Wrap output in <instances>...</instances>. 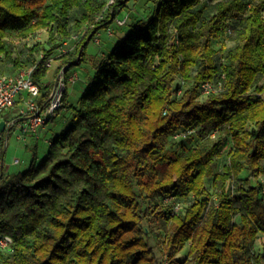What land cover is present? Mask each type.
Here are the masks:
<instances>
[{
	"label": "trees",
	"instance_id": "16d2710c",
	"mask_svg": "<svg viewBox=\"0 0 264 264\" xmlns=\"http://www.w3.org/2000/svg\"><path fill=\"white\" fill-rule=\"evenodd\" d=\"M107 2L0 0V75L34 66L44 106L47 60L86 28L57 72L80 62L112 24L110 13L96 19ZM126 26L37 165L34 154L27 170L8 174L0 148V234L13 239L0 264H160L149 243L154 228L164 264H264V239L256 250L264 237V0H157L151 17ZM49 27L59 44L14 56L11 34ZM227 37L235 44L220 63ZM205 83L216 91L203 94ZM65 100L66 91L47 123ZM223 153L227 162L215 172Z\"/></svg>",
	"mask_w": 264,
	"mask_h": 264
},
{
	"label": "rangeland",
	"instance_id": "374dc122",
	"mask_svg": "<svg viewBox=\"0 0 264 264\" xmlns=\"http://www.w3.org/2000/svg\"><path fill=\"white\" fill-rule=\"evenodd\" d=\"M157 0H129L124 7L121 8L119 12L116 13L117 19H123L124 17H128L130 21H140L146 20L147 18L151 17L153 14L154 9L156 8ZM127 28V26L119 27L115 23L111 24V31L115 34L112 37H107V33L104 30H100L101 33L99 36V44H96L92 39L86 45L84 49V56L83 59L78 62V58L74 59L75 62L71 65L70 69L67 72V76L71 74H75L76 78L73 82H67L66 85V94H67V104L68 106L77 107L78 101L80 96L82 95V91L88 84V82L92 79L95 73V63L96 59L98 58L99 54L106 53L108 54L111 49L114 47L115 43H117L120 38L123 36V33L120 32L122 29ZM87 29L83 28L78 30V40L74 42H70L69 46L67 47V52L72 51L75 47L76 43L80 42L83 36L86 34ZM67 39V38H66ZM65 40V39H64ZM7 41L11 45L13 49L14 56L19 60L23 61L28 56L27 49L31 48L35 44H41L47 50L50 47L57 45L60 43V35L54 31L53 28H46L40 31H37L33 35L27 38H21L16 36L15 34H11L7 38ZM225 43V48L218 51V55L216 57L217 62H224V56L226 54V50L232 46H234L235 42L232 37H227L223 40ZM220 47V43H215L214 48L218 49ZM66 52V53H67ZM61 62L59 60H53L51 63V67L48 68V74L46 75L44 81L47 84L54 83L57 74L60 72L58 68L60 67ZM7 72L14 70L11 63H5L4 66ZM62 68V67H61ZM260 85L264 86V78L260 81ZM19 110V108H18ZM71 109L69 108V111ZM17 111V110H16ZM66 111L65 113H60L55 122H48L47 128L52 130L53 132H57L62 129L63 116H70L71 113ZM18 113L14 112L11 115ZM10 115V116H11ZM68 125V124H67ZM66 125V126H67ZM65 126V127H66ZM43 127V126H42ZM64 127V128H65ZM40 128L38 129L39 132ZM5 139V134L3 135V140ZM200 142V139L195 137L192 138L190 141L186 142L187 146H195L196 143ZM30 144V143H29ZM27 144L23 140L17 139V132L16 130H11L10 135L6 138V145L2 148V163L6 173L13 174L18 172H23L29 168L31 162L33 160L35 154V164L37 165L43 157L46 155L47 146L39 143L37 152H34L31 149V145ZM17 159L19 161L18 164H15L14 161ZM226 154L223 153L221 157H218L214 162V171L218 172L222 169V166L226 164ZM211 181H206L207 189L211 192ZM264 237L256 244V250L260 251L261 244L263 243ZM161 241H162V232L159 229L154 228L153 234L149 235V243L152 246L154 253L159 261L160 264H164V259L161 253ZM188 247L185 246L181 252L178 254L179 260H183L186 256Z\"/></svg>",
	"mask_w": 264,
	"mask_h": 264
},
{
	"label": "built area",
	"instance_id": "2783aa9c",
	"mask_svg": "<svg viewBox=\"0 0 264 264\" xmlns=\"http://www.w3.org/2000/svg\"><path fill=\"white\" fill-rule=\"evenodd\" d=\"M113 1L114 0H108L106 7L96 16V19L102 20L108 13H110L113 14L111 17L112 23H115L119 27L128 25L130 23V19L128 17L117 19L115 12L110 9V5ZM110 28L111 26L107 27L106 33L112 35ZM78 39V32H73L67 39L63 40L60 47L57 49L56 54L47 60L46 67L50 68L53 60H58L62 54L67 52V47L70 42L77 41ZM92 40L96 44H99V36L97 34L92 37ZM67 67L68 64L62 67L60 72L57 74L44 106H40L36 101L39 94V87L32 79L34 66L20 69L13 74L0 75V114L8 112L12 109L17 100L21 97L18 113L1 119L5 122V125L3 130L0 132V148L6 145V138L10 135L11 130L18 131L21 139L25 137L37 136L38 129L44 126L48 119L62 107L63 95L66 91L67 82L69 81V78L64 72ZM73 77L74 75L71 76V80ZM215 91L216 89L210 83L202 85L203 94ZM191 132L192 130H189L187 133ZM4 134L5 139L3 140ZM184 135L185 134H178L175 135V138ZM214 137L215 133H211L210 138ZM14 163L18 164L19 161L15 159ZM12 251V237L6 234H0V253L9 254L12 253Z\"/></svg>",
	"mask_w": 264,
	"mask_h": 264
},
{
	"label": "crops",
	"instance_id": "0c3cea01",
	"mask_svg": "<svg viewBox=\"0 0 264 264\" xmlns=\"http://www.w3.org/2000/svg\"><path fill=\"white\" fill-rule=\"evenodd\" d=\"M126 31V29H122L120 32H122L123 34H124V32ZM97 34L100 36V32L98 31L97 32ZM108 36L107 37H112V36H114L115 34H113L112 33V35H109V34H107ZM116 44V43H115ZM107 54L106 53H100L99 54V56H98V58L96 59V61H94V63L96 62H98L100 59H102L103 57H105ZM95 63V64H96ZM94 64V65H95ZM74 75V77H73V79L71 80V76H73ZM68 78H69V81L68 82H73L74 80H75V78H76V75L75 74H71L70 76H67ZM83 92V91H82ZM65 106L67 107H65V109H63V110H60L53 118H52V120H50V122L52 121V122H55L56 121V118H57V116L60 114V113H62V112H66V111H69V106H68V104H67V94H66V100H65ZM70 113H71V111H69ZM70 120H71V115L70 116H63V118H62V122H63V125L62 126H66L67 124L69 125V123H70ZM67 125V126H68ZM66 126V127H67ZM64 127H62V129L61 130H59V131H57V132H53L52 130H49L48 128H47V125L45 124L43 127H41L40 128V130H39V132H38V134H37V136H35V137H25V138H20V133L18 132V131H16L17 132V139H21V140H23L25 143H26V146H28L27 144H29V145H31V149L30 150H33L34 152H37V148H38V144L39 143H42V144H44V145H46L47 147H48V145H49V143H50V140L56 135V134H58L60 131H62L63 129H65Z\"/></svg>",
	"mask_w": 264,
	"mask_h": 264
},
{
	"label": "water",
	"instance_id": "95a60500",
	"mask_svg": "<svg viewBox=\"0 0 264 264\" xmlns=\"http://www.w3.org/2000/svg\"><path fill=\"white\" fill-rule=\"evenodd\" d=\"M5 122L3 120L0 121V132L3 130Z\"/></svg>",
	"mask_w": 264,
	"mask_h": 264
}]
</instances>
